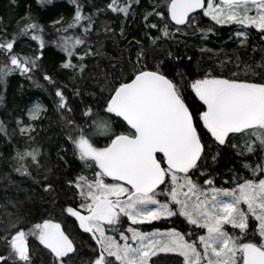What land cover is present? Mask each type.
<instances>
[{
  "label": "snow or ice",
  "instance_id": "snow-or-ice-1",
  "mask_svg": "<svg viewBox=\"0 0 264 264\" xmlns=\"http://www.w3.org/2000/svg\"><path fill=\"white\" fill-rule=\"evenodd\" d=\"M140 2L110 0L106 7L128 17ZM72 3L74 14L66 26L56 27L53 43L65 53L61 69L71 70L70 79H75L83 78L84 58L95 55L88 41L95 17L103 10L85 13L78 0ZM201 16L210 18L211 27H201ZM143 22L154 49L178 34L206 38L217 25H238L234 35L243 47L250 29L264 36V0H151ZM63 24V17L54 21V26ZM104 30L109 31L107 26ZM45 35L31 11L16 21L11 34L0 16V83L14 72L32 79L40 70ZM25 38L37 42L39 51H17ZM136 44L139 50L134 58L129 55L127 69L99 85L107 95L79 110L65 95L66 84L43 75L54 89L61 136L69 146L60 151L70 148L81 165L66 180L77 203L61 208L94 242L81 264H161V253L175 254L169 264H264V57L251 64L237 57L236 67L243 64V72L208 69L189 82L180 72L169 78L164 60L149 63V52L140 41ZM172 55L169 51L167 58ZM74 58L80 62L73 63ZM189 89L202 105L190 107ZM73 94L81 95L76 88ZM46 112L37 101L28 109V122L17 120L14 132L27 137L31 146L16 148L10 159L13 171L53 193L51 170L36 139V122ZM0 132L8 137L2 121ZM213 144L236 149L247 174L230 170L229 186H217L208 158L214 164L221 153L211 152ZM7 215L9 223L0 231V264H37L39 251L48 257L45 264H73L80 256V246L66 226L51 216L31 221ZM180 217L188 231L178 230L174 223L164 230H141L143 225ZM32 240L39 251L33 250Z\"/></svg>",
  "mask_w": 264,
  "mask_h": 264
},
{
  "label": "trees",
  "instance_id": "trees-1",
  "mask_svg": "<svg viewBox=\"0 0 264 264\" xmlns=\"http://www.w3.org/2000/svg\"><path fill=\"white\" fill-rule=\"evenodd\" d=\"M78 2L84 7L85 13H94L97 9L103 11L95 17V30L88 41L95 55L84 58L83 63L86 69L83 78L77 75L75 79H70L73 76L71 70L60 67L65 59V53L53 42L58 35L56 27L66 26L74 14L75 7L72 0H50V2L45 0L43 4L38 0H16L15 4L12 0H0V16L8 24L9 34L15 29L16 21L31 11L32 16L44 27L47 41L46 47L42 50L40 70L32 74L31 80L14 72L7 77L6 83H0V121L8 131V137L0 132V231H3L9 223L8 213L21 215L31 221L51 216L57 222H61L62 226H66L67 232L80 246V256L74 257L73 264H81V260L87 259L90 246H94V242L89 234L79 229L75 218L61 211L62 207L74 206L77 203L72 199L66 180L76 175L81 165L70 148L67 153L60 151L61 146L65 148L69 146L63 143L61 136L59 117L53 104L54 89L44 81L43 75L47 73L60 84H66L65 95L68 96L71 106L79 110L84 104H94L97 98L107 95L106 90L101 93L99 85L106 79H111L113 74H119L122 68L127 69L129 55L131 54L134 58L136 51L139 50L136 41H140L149 52V63H156L163 59V67L169 78L180 72L185 74V79L189 82L197 78L194 74L208 69L225 74L243 72V64L239 69L236 67L239 62L237 57L248 64L261 62L264 57V41L255 29L249 30L248 39L243 47L240 46L241 38L234 35L239 29L238 25H217L206 38H201L199 34H178L175 39L161 42L154 49L149 36L146 35L143 22V13L149 10L151 0H141L140 5L135 6L128 17L108 10L106 6L110 0H78ZM61 17L64 18V24L54 26V21L60 20ZM199 19L202 20V28L211 27L212 22L208 17L201 16ZM105 26L109 31L104 30ZM121 29H123V35H121ZM151 35H156L155 30L151 31ZM21 50L27 54L39 51L37 42L27 38L17 45V51ZM79 51L83 54L85 49L81 48ZM169 51L173 54L172 58H167ZM177 56L180 57L179 60L175 59ZM188 57H191V60ZM0 62H3V57H0ZM79 62L78 59H73V63ZM74 88L79 89L81 95H74ZM35 100L41 102L47 109L46 114L36 122L38 132L36 139L43 147L46 168L51 170L48 175L55 188L53 193H46L32 177L21 176L13 171L11 166L10 158L15 155V149L23 150L31 146L27 137L21 136L18 131L14 132V129L17 128V120L28 122L26 111ZM187 102L190 107L202 105L190 89L187 93ZM78 114L79 111H77ZM208 142L211 143L210 140ZM234 142L238 141L234 139ZM217 151L221 155L214 164L211 157L208 158V163L217 173V186H229L226 181L229 180L230 170L236 169L241 175L247 174V171L241 168L244 161L237 155L236 149L224 146L218 149L213 144L211 152L215 154ZM59 156H63L64 160H60ZM36 178L42 179V175ZM173 223L180 231L189 230L184 227L186 222L183 217L157 221L151 225L146 224L141 226V230L153 231L154 228L164 230L173 226ZM227 227L231 228V226ZM32 248L34 251H39L38 242L35 240H32ZM174 255L161 253V264H169L168 258ZM47 259L46 253L39 251L37 264H45Z\"/></svg>",
  "mask_w": 264,
  "mask_h": 264
},
{
  "label": "rangeland",
  "instance_id": "rangeland-1",
  "mask_svg": "<svg viewBox=\"0 0 264 264\" xmlns=\"http://www.w3.org/2000/svg\"><path fill=\"white\" fill-rule=\"evenodd\" d=\"M209 19H210V18H209ZM262 39H263V41H264V36H262ZM36 102H37V100L33 101L32 104L29 106V108L32 107V105H33L34 103H36ZM29 108H28V109H29ZM28 109H27V111H26L27 119H28V115H27V113H28ZM125 227H127V225H125ZM147 232H151V231H147ZM109 234H111V233H109Z\"/></svg>",
  "mask_w": 264,
  "mask_h": 264
},
{
  "label": "water",
  "instance_id": "water-1",
  "mask_svg": "<svg viewBox=\"0 0 264 264\" xmlns=\"http://www.w3.org/2000/svg\"><path fill=\"white\" fill-rule=\"evenodd\" d=\"M199 11V10H198Z\"/></svg>",
  "mask_w": 264,
  "mask_h": 264
}]
</instances>
